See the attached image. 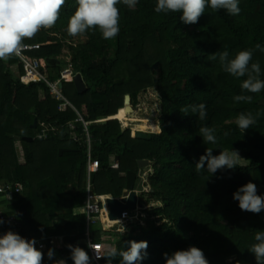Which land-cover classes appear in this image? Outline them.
<instances>
[{"label": "trees", "instance_id": "1", "mask_svg": "<svg viewBox=\"0 0 264 264\" xmlns=\"http://www.w3.org/2000/svg\"><path fill=\"white\" fill-rule=\"evenodd\" d=\"M156 2L138 0L135 9L117 5L120 32L105 40L98 29L84 36L68 35L78 5L76 0H66L55 25L35 35L44 44L37 58L57 60L47 65L51 82L69 67L79 71L88 87L79 93L74 83L65 82L62 92L91 122L90 157L99 161V169L90 174L91 194L120 198L125 195L128 171L146 174V180L137 179L139 207L132 211L137 225L130 223L129 232L121 234L100 221L88 222L89 148L85 135L75 139V134H83L82 124L77 123L76 131L69 126L76 112L70 107L54 112V98L45 83L22 82L16 56L0 60V184H22L13 201L0 193V204L21 220V237L64 241L61 249H54L52 260L49 249L41 251L42 264L60 259L73 264L68 245L79 246L90 256L88 232L92 243L125 251L129 241H146L147 256L137 264H166L165 253L171 256L190 247L202 250L209 264H256L250 248L256 243V231H264V210L242 211L233 194L251 182L257 195L264 197V90L243 93L253 97L251 103L235 102L233 97L242 94L246 77L231 76L218 58L211 61L208 56L227 50L232 59L256 44L264 47V0H239L238 16L206 7L194 25L183 23L180 12L156 13ZM64 46L69 49L68 61L61 57ZM252 62L259 63L264 80V52L254 51ZM147 88L157 91L160 133L138 139L117 120L92 123L119 113L127 94L138 101ZM201 103L206 106L204 120L198 113L180 111L185 105ZM248 112L260 116L243 133L235 121L238 114ZM201 127L215 128L218 143H205ZM28 137L34 140H25ZM207 148L214 156L235 150L243 160L235 169L210 174L205 165V171L198 173L195 164ZM62 149L67 151L60 155ZM117 158L119 166L114 168ZM141 160L148 165L140 168ZM101 264H108L107 259ZM112 264H120V258Z\"/></svg>", "mask_w": 264, "mask_h": 264}, {"label": "clouds", "instance_id": "2", "mask_svg": "<svg viewBox=\"0 0 264 264\" xmlns=\"http://www.w3.org/2000/svg\"><path fill=\"white\" fill-rule=\"evenodd\" d=\"M65 3L66 0H0V60L6 61L12 56H20L26 47L23 41L34 38L41 29L53 27ZM76 3L78 7L69 20L68 35L84 36L87 32L98 29L105 40H111L120 32V12L117 5L122 3L129 9H135L138 0H76ZM206 7L212 12L225 10L231 16H238L241 12L239 0H157L154 11L165 15L180 12L183 23L194 25L204 15ZM256 50L264 52V47L256 44L255 49L239 51L232 59H229L227 50L208 56L211 61H216L218 58L222 70L231 76L246 77L241 83L242 94L233 97L237 103L252 102L253 97L243 93L256 94L264 90V80L260 79V65L258 62H252ZM180 111L186 115L189 111L198 113L200 120H204L207 115L206 106L202 103L185 105ZM259 116L260 112L255 116L251 112L240 113L235 122L244 133L257 122ZM199 132L205 143L213 145L218 143L215 128L201 127ZM227 135L228 133H225V136ZM242 160L238 151L225 150L214 156L212 148H207L205 154L200 156L195 164V169L198 173L205 171L206 165V171L215 174L220 169L237 168ZM116 163L119 166L118 159L113 164ZM2 191L3 189L0 188V192ZM233 199L239 202L238 206L242 211L259 214L264 210V197L257 195V187L254 183L249 182L240 187L233 194ZM117 222L120 224L118 231L121 234L125 233L126 229L122 222L120 220ZM2 223L3 221H0V224ZM254 238L256 243L252 244L250 252L254 254L256 264H264V231H256ZM36 243L35 239L26 240L11 231L7 232L0 237V264H42L44 254L35 247ZM128 244L130 247L126 251L107 245L103 254L95 251L98 246L92 242H89L87 247L95 251L97 260L106 258L108 264H112V260L117 257L120 258V264H137L147 256L146 241H129ZM68 248L73 264H91V258L84 249L72 245H68ZM47 256L50 260L54 259V250L49 249ZM164 258L166 264H209L202 250L196 247L176 251L171 256L165 253ZM56 264H66V261L60 259Z\"/></svg>", "mask_w": 264, "mask_h": 264}, {"label": "built area", "instance_id": "3", "mask_svg": "<svg viewBox=\"0 0 264 264\" xmlns=\"http://www.w3.org/2000/svg\"><path fill=\"white\" fill-rule=\"evenodd\" d=\"M48 41L47 43H49ZM26 47L22 50L20 56H16L17 59L21 63V80L26 84H30L32 82H43L45 83L51 91V94L54 98V112L56 110H65L67 107L72 108L76 114V118H71L69 120V126L72 130L76 131L78 129L77 123L80 122L81 124H85V130L83 127V134L75 135V139L82 140L84 135L87 138V142H89L90 147V134L88 131V125L91 123L87 121V118L79 113V111L70 103V101L63 95L61 85L64 83H74L75 78L80 74L79 71H76L72 68H65L61 71L60 78L57 79L55 82H51L48 73L46 72L47 63L44 58H37L38 51L43 47V43L39 42L36 37L32 39H25L23 41ZM59 104V105H57ZM96 121L92 122L94 125ZM106 123V122H105ZM103 123V124H105ZM83 126V125H82ZM114 168L118 167L116 163L113 165ZM99 169V161L95 160L92 161L90 157L89 151V159H88V173L96 172ZM141 178V175H138ZM0 188L3 189L2 194L5 195L8 199H14L16 194L21 193L22 191V184L21 183H4L0 184ZM128 195V194H126ZM125 195V196H126ZM10 197V198H9ZM110 196L108 195H93L91 193L87 196V215H88V222H101L105 227L111 228V225L117 226L119 223L117 221H112L109 218L110 209L108 207V199ZM135 217L133 212L130 210H126L122 213L119 220L122 222V225L126 228L130 225V223L135 222ZM0 221H3L0 224V237H2L7 232L11 231L15 234L21 236L22 234V224L21 220L17 215H9L6 213L5 209L0 206ZM22 238L26 240L35 239L37 241L35 247L40 251H45L48 249H57L58 246L54 238H46L41 239L39 237L33 235H24ZM91 242L89 235H88V243ZM98 247L95 251L103 254L105 252V245L103 243H93ZM93 249L89 248L91 264H101V261L104 259L97 260L95 258L96 254Z\"/></svg>", "mask_w": 264, "mask_h": 264}, {"label": "water", "instance_id": "4", "mask_svg": "<svg viewBox=\"0 0 264 264\" xmlns=\"http://www.w3.org/2000/svg\"><path fill=\"white\" fill-rule=\"evenodd\" d=\"M47 65L52 64L55 65L57 63V60L55 58H45ZM158 63L156 65H154V67L152 68L153 70L158 68ZM74 84L78 90L79 93H84L88 90V87L86 85V83L83 80V77L81 74H79L75 80H74ZM61 87L63 88V85H61ZM134 107L132 106V99L131 96L129 94H127L125 96V103H124V107L122 108V110H124L125 113H127L128 111L133 110ZM37 121H35L34 126L36 127ZM149 135V133H147L146 131H142V130H136L134 137L138 138V139H144L147 138ZM25 140L27 141H33L34 139L31 137L25 138ZM67 151L66 149H62L60 150V155L63 154V152ZM118 159V158H117ZM148 165V161L146 160H141L139 161V167H146ZM137 179H138V173H136L135 171H128L127 173V187H126V193L128 195L122 197V198H114V197H110L108 199V207L110 209V215L109 218L112 221H117L119 220V218L121 217L122 213L126 210H130V211H136L138 208V204H139V195L138 192L135 190L136 187V183H137Z\"/></svg>", "mask_w": 264, "mask_h": 264}, {"label": "rangeland", "instance_id": "5", "mask_svg": "<svg viewBox=\"0 0 264 264\" xmlns=\"http://www.w3.org/2000/svg\"><path fill=\"white\" fill-rule=\"evenodd\" d=\"M63 49H64V51H63V54H62L61 57L62 58H65L67 61L70 60V57H69V54H68L69 53V49L67 47H65ZM156 92L157 91L154 90V88H147L146 90H142L141 93H140V95H139V99L137 101V102H140V104L142 106L148 107V109H150V111L155 114V120L150 122V124H151L150 125V128L152 129V130H148L150 133H160V131H161L160 125L157 124V122H158V103H157V95H156ZM52 97H53V95H52ZM51 109H54V107L51 106ZM109 117H108V120L106 122H108L110 120H117V121H119L121 127H123V128H130L131 133H132V137L134 136V134H133V132H134V126H132V125L127 126L121 120H119L117 118H114L115 117L114 115L113 116H109ZM82 125H83L82 127H84V130H85V126H84L85 124L82 123ZM74 134L75 133H73V135ZM44 136H46V132H44ZM86 141H87V138H86ZM87 144H88V148H89V142H87ZM114 162L115 161L113 159V163ZM143 172H146V171H143ZM141 174H142V176L146 177V174H144L142 172H141ZM138 207H139V204H138ZM135 224L137 225V219L135 220ZM119 227H120V224H118L117 226L111 225V228H109V229L118 230ZM125 229H126L125 232L131 231L132 230V225H129ZM139 231H140V229L138 228V232ZM103 244H105V243H103Z\"/></svg>", "mask_w": 264, "mask_h": 264}, {"label": "bare ground", "instance_id": "6", "mask_svg": "<svg viewBox=\"0 0 264 264\" xmlns=\"http://www.w3.org/2000/svg\"><path fill=\"white\" fill-rule=\"evenodd\" d=\"M133 110L128 111L127 113L124 110H121L119 113L114 115V118L121 120L127 126H134L135 134L136 130L148 131L152 130L150 128V122L155 120V114L148 109V107L142 106L137 100L132 101ZM110 118V117H109ZM108 120V117H101L96 120V124H103Z\"/></svg>", "mask_w": 264, "mask_h": 264}, {"label": "crops", "instance_id": "7", "mask_svg": "<svg viewBox=\"0 0 264 264\" xmlns=\"http://www.w3.org/2000/svg\"><path fill=\"white\" fill-rule=\"evenodd\" d=\"M142 168V167H141ZM91 174V173H90ZM90 174L88 173V171H87V196H88V194L89 193H91V189H90ZM138 175H141V174H138ZM141 178H143L144 180H146V178L144 177V176H142L141 175ZM127 193H126V191H125V195H126ZM124 195V196H125ZM124 196H122V197H124ZM122 197H120V198H122ZM3 198H6V197H3ZM7 200H9V201H13V200H11V199H8V198H6ZM0 206H2L4 209H5V211H6V205H4V203H2V204H0ZM86 208H87V201H86ZM86 214H87V211H86ZM87 218H88V215H87ZM87 235H89V232L87 233ZM40 238V237H39ZM47 238H54L55 239V241H56V244H57V246H58V248L57 249H61L62 247H63V245H64V241L61 239V238H58V237H47ZM42 239V238H41ZM44 239H46V238H44ZM87 244H88V239H87Z\"/></svg>", "mask_w": 264, "mask_h": 264}]
</instances>
